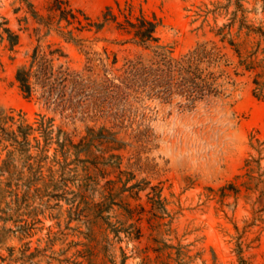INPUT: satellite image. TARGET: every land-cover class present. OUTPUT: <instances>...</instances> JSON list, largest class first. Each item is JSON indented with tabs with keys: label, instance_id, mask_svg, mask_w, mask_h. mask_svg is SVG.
Listing matches in <instances>:
<instances>
[{
	"label": "rangeland",
	"instance_id": "1",
	"mask_svg": "<svg viewBox=\"0 0 264 264\" xmlns=\"http://www.w3.org/2000/svg\"><path fill=\"white\" fill-rule=\"evenodd\" d=\"M52 2L0 0V120L32 127L0 142V264H264V0H70L82 19L155 18L176 58L216 43L229 78L196 100L160 91L152 49ZM36 47L66 55L52 96L16 79ZM139 56L147 74H125Z\"/></svg>",
	"mask_w": 264,
	"mask_h": 264
},
{
	"label": "trees",
	"instance_id": "2",
	"mask_svg": "<svg viewBox=\"0 0 264 264\" xmlns=\"http://www.w3.org/2000/svg\"><path fill=\"white\" fill-rule=\"evenodd\" d=\"M69 2L70 0H53L49 11L56 13L60 21L65 20L68 25H77L79 31L90 32L95 30L96 33H99L108 26H114L117 31L130 37L123 42L124 44L131 43L144 49H152L153 56L149 62L162 67L159 73L163 77L160 80V91L162 93L179 92L196 100L197 98L216 97L224 92V81L229 78L228 71L224 67L226 68L228 64L224 59L225 55L216 43H203L187 54L176 58L171 50L159 45L160 40L156 36L158 24L155 18L150 19L144 15L133 18L129 14L122 13L120 9L121 16H123V19H120V16L114 13L113 7L108 6L105 13L98 20L93 21L80 12L79 15L84 17L82 19L70 8ZM117 6L120 8L119 4ZM6 32L9 34L10 39L13 38L12 45H15L17 36H13L9 29H6ZM65 34L69 41L78 43V40L73 37L72 31ZM225 40L226 35H223L221 41L224 42ZM49 49V47L48 49L36 47L31 56L30 65L21 66L17 70L16 79L20 89L27 97L32 95L33 86L36 84L41 86L47 96H52L54 86L61 85L59 80L63 79L64 82L66 80L65 76L71 75L69 67H66L63 72L60 71L65 67V64L58 65V69L55 70V64L62 58H66V55L60 49ZM143 60L141 56L137 57L136 60H129L127 64L132 69H128L124 73L137 77L146 75L145 70L137 69V66L141 65ZM152 75L157 76V71H154ZM2 122L0 120V142L4 140V137L9 136L13 146L28 143L30 133L27 131H31L32 127L24 129L19 126L17 132L7 133V130L2 126ZM38 130L41 133L45 132L44 120L39 123ZM20 138L22 140H19ZM50 142L52 143V141ZM114 142H117V140L114 139Z\"/></svg>",
	"mask_w": 264,
	"mask_h": 264
}]
</instances>
